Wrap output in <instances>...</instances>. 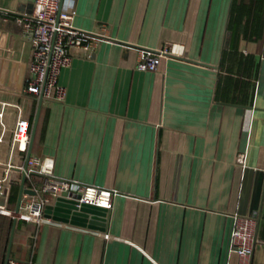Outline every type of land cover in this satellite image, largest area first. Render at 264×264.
Instances as JSON below:
<instances>
[{"label":"crops","instance_id":"0c3cea01","mask_svg":"<svg viewBox=\"0 0 264 264\" xmlns=\"http://www.w3.org/2000/svg\"><path fill=\"white\" fill-rule=\"evenodd\" d=\"M34 1L0 0V161L17 117L29 135L36 120L31 157L52 159L54 177L116 194L93 219L102 230L55 218V202L52 224L9 217L5 258L264 264V0H60L97 41L59 70V101L24 92L33 50L18 20ZM165 44L175 56L136 69L140 49ZM21 180L0 205L15 211ZM234 215L256 219L248 260L233 252Z\"/></svg>","mask_w":264,"mask_h":264},{"label":"built area","instance_id":"2783aa9c","mask_svg":"<svg viewBox=\"0 0 264 264\" xmlns=\"http://www.w3.org/2000/svg\"><path fill=\"white\" fill-rule=\"evenodd\" d=\"M74 11L61 10L60 0H35L30 13L20 14L19 24L28 37L32 47V61L29 65L30 79L26 80L24 92L31 97L45 101H59L63 97L62 89L56 84L59 70L70 64L73 52L90 56L97 41L89 33L72 25ZM175 56L172 44L161 49H140L136 69L138 71H156L164 56ZM0 124L3 129L0 142L7 127L5 113L0 112ZM10 157L0 161V201L7 202L6 194L14 183L24 177L23 189L32 194L22 193L16 211L0 205V215L41 225L55 223L49 208L59 198L74 200L79 205H90L106 212L112 210L114 190L94 185L80 184L74 180L57 178L52 175L53 161L31 157L29 152V122L17 117L8 140ZM244 155L237 163L243 165ZM39 182L36 183L34 180ZM233 252L242 260H248L256 242V219L254 216L234 215V227L231 233ZM6 264H27L8 258Z\"/></svg>","mask_w":264,"mask_h":264},{"label":"water","instance_id":"95a60500","mask_svg":"<svg viewBox=\"0 0 264 264\" xmlns=\"http://www.w3.org/2000/svg\"><path fill=\"white\" fill-rule=\"evenodd\" d=\"M30 12H26V13L28 14ZM35 125H36V120H34L32 128L30 130V146L29 147H31V144L33 141V136L35 133ZM24 183H25V180H24V177H22L15 211L18 208L22 193L32 194V192H29L28 190L23 189ZM50 210L52 211V214L55 218L59 217V214H60L61 218L59 219L63 220L64 222H68V223H71L77 226L89 227V228H100L98 226H93L94 225L93 219H97V216H103L105 212V210L103 209H99V208H96L90 205L77 206L76 201L67 200L64 197H59L55 201L54 205L50 208ZM100 229L102 230V228ZM7 259H8V254L5 258L4 264H6Z\"/></svg>","mask_w":264,"mask_h":264},{"label":"trees","instance_id":"16d2710c","mask_svg":"<svg viewBox=\"0 0 264 264\" xmlns=\"http://www.w3.org/2000/svg\"><path fill=\"white\" fill-rule=\"evenodd\" d=\"M14 196L15 195H13V197ZM11 228V218L0 215V264H4Z\"/></svg>","mask_w":264,"mask_h":264}]
</instances>
